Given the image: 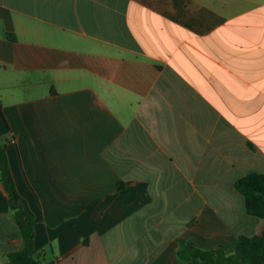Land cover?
Segmentation results:
<instances>
[{"label":"crops","instance_id":"obj_1","mask_svg":"<svg viewBox=\"0 0 264 264\" xmlns=\"http://www.w3.org/2000/svg\"><path fill=\"white\" fill-rule=\"evenodd\" d=\"M0 142L44 264L260 235L235 182L264 174V0H0ZM20 248L0 173V264Z\"/></svg>","mask_w":264,"mask_h":264},{"label":"trees","instance_id":"obj_2","mask_svg":"<svg viewBox=\"0 0 264 264\" xmlns=\"http://www.w3.org/2000/svg\"><path fill=\"white\" fill-rule=\"evenodd\" d=\"M0 173L10 198V215L21 238L20 250L8 255L7 264H44L43 256L34 247V213L16 189L9 169L6 146L1 142ZM235 189L244 196L247 213L264 219V174L250 173L239 178L235 182ZM178 243L177 255L186 264H264V230L260 235L239 236L230 251L222 248L201 250L184 239H179Z\"/></svg>","mask_w":264,"mask_h":264},{"label":"rangeland","instance_id":"obj_3","mask_svg":"<svg viewBox=\"0 0 264 264\" xmlns=\"http://www.w3.org/2000/svg\"><path fill=\"white\" fill-rule=\"evenodd\" d=\"M184 264H186V262H184Z\"/></svg>","mask_w":264,"mask_h":264},{"label":"built area","instance_id":"obj_4","mask_svg":"<svg viewBox=\"0 0 264 264\" xmlns=\"http://www.w3.org/2000/svg\"><path fill=\"white\" fill-rule=\"evenodd\" d=\"M14 142V140H12Z\"/></svg>","mask_w":264,"mask_h":264}]
</instances>
